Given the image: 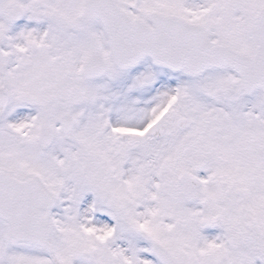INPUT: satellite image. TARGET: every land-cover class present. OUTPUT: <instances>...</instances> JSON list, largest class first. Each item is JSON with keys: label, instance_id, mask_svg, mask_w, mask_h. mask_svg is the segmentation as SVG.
I'll list each match as a JSON object with an SVG mask.
<instances>
[{"label": "snow or ice", "instance_id": "1", "mask_svg": "<svg viewBox=\"0 0 264 264\" xmlns=\"http://www.w3.org/2000/svg\"><path fill=\"white\" fill-rule=\"evenodd\" d=\"M0 264H264V0H0Z\"/></svg>", "mask_w": 264, "mask_h": 264}]
</instances>
